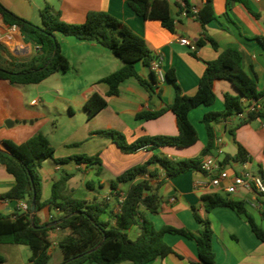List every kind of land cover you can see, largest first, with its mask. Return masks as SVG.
Listing matches in <instances>:
<instances>
[{
	"label": "crops",
	"instance_id": "obj_1",
	"mask_svg": "<svg viewBox=\"0 0 264 264\" xmlns=\"http://www.w3.org/2000/svg\"><path fill=\"white\" fill-rule=\"evenodd\" d=\"M168 1L174 19L173 31L164 28L159 21L136 15L129 7V0H0L14 14L34 24L38 22L40 24L39 10L46 3L53 12L60 14L64 22L72 24L83 23L90 11L108 12L141 36L151 54L161 59L160 68L163 78L158 77L157 88L153 91L146 89L136 78L130 77L120 83L117 95L108 96L106 95L108 87L100 82V79L120 68L121 61L95 42L57 34L61 52L71 67L68 72H74V77L84 75L86 78L84 88L78 94L75 93L65 99L69 116L75 115L74 106L83 107V121L73 135L59 139L57 142L53 141L46 131L47 125L52 120L50 116L52 102L48 97L54 91L59 93L63 90V86L51 88L49 85H42L47 78L61 72H56L37 84L23 86H15L7 80L0 79V149L6 151L3 144L5 140L22 143L41 131L54 147V158L73 155H98L100 158V169L97 165L87 166L73 161L57 164L52 159L45 160L38 170L41 177L42 201L50 197L52 184L61 176L68 175L64 192L66 195L87 202L108 197V211L114 213L117 208V194H124L126 185H119L116 190H111L110 181L126 170L143 164L153 154L166 155L174 161L191 158L202 160L206 155L215 154L214 147L207 153H202L208 144V135L202 117L207 112L223 111L224 93L239 95L237 89L227 80L214 82L215 101L212 105H200L189 111L188 119L197 133V141L189 147H143L133 153H123L111 138L96 133L114 130L122 133L128 143L143 136L177 135L175 115L172 111H166L151 120L135 117L138 112L159 110L165 104L174 101L175 89L165 78L167 71H173L183 94L193 96L206 63L215 60L226 49L236 48L242 53L244 71L255 77L257 89H264V48L255 39V37H264V0H245L248 6L236 1L231 3L227 14L226 0H212L216 17L205 25H202L198 19L197 12L205 5L206 0H188L189 14L179 11L175 5L176 2L180 3V0ZM180 38H187L196 49L191 51L187 46L181 45ZM207 38L212 39L216 46L214 47ZM0 43L15 60H27L38 50V46L26 41L19 30L13 32L10 26L2 21L1 16ZM136 69L140 76L146 80L150 79L148 69L141 62L137 63ZM93 92L104 96L107 105L88 118L84 103ZM237 123L235 118L227 117L211 124L213 135L220 136L223 140L221 158L234 157L238 143L252 158L248 162L250 168L260 174V171H264V118H258L239 127ZM230 129H235L234 136L229 133ZM70 145L73 148H69ZM226 163L228 168L241 169L240 163L232 159H228ZM150 168L154 169L156 166ZM157 169L159 178H163L164 171L159 167ZM77 173L81 177H78ZM206 181L205 174L200 171H188L167 179L159 188L161 196L159 213H146V218L156 229L169 225L197 231L201 226L194 218L192 208H195L200 217L210 222L213 264H264V241L255 236L246 219L228 207H215L206 211L201 200L203 194L216 193L228 199L243 201L254 221L264 229V194L255 196L250 191L240 189L235 194L226 196L197 185ZM14 183L13 176L0 164V213L2 214L13 213L20 203V201L14 203V200L1 198V195L13 187ZM59 214L57 209L48 205L35 212L40 225L51 223V219ZM101 219L114 222L108 213H103ZM127 234L129 238L135 239L138 235L137 226L128 229ZM60 236L61 232L58 229L51 233L52 245L48 251L50 254L48 264H59L62 261V254L57 246ZM163 240L174 253L158 257L146 264L198 262L194 241L172 234H165ZM0 255L3 257L0 264H27L30 249L26 245L0 243Z\"/></svg>",
	"mask_w": 264,
	"mask_h": 264
},
{
	"label": "trees",
	"instance_id": "obj_2",
	"mask_svg": "<svg viewBox=\"0 0 264 264\" xmlns=\"http://www.w3.org/2000/svg\"><path fill=\"white\" fill-rule=\"evenodd\" d=\"M236 1L248 6L245 0H226V14L231 3ZM128 4L136 15L159 21L167 30H174V19L170 13L168 0H129ZM175 5L179 11L190 13L188 0H180V3L176 2ZM0 16L6 25H16L26 41L38 46V50L31 58L21 61L11 58L6 47L0 43L1 80H7L15 86H23L37 84L56 72H68L71 67L61 52L57 39V34H60L95 42L121 61L120 68L100 79V82L108 87L106 95H117L120 83L130 77L136 78L150 91L157 88L158 76L151 70V63L155 57L147 48L145 40L108 12L90 11L83 23L72 24L64 22L60 14L53 12L50 5L46 3L39 10L40 25H37L14 14L0 2ZM197 17L202 25L216 17L212 0H206L205 5L197 12ZM255 39L264 48V37H255ZM209 41L214 47L216 46L212 39ZM139 62L148 69L149 80L137 72L136 65ZM165 78L175 89L174 101L171 104H165L159 110L138 112L135 117L151 120L158 118L166 111H172L175 115L177 135L143 136L128 143L122 133L114 130L96 133L111 138L123 153H133L143 147H189L197 141V133L188 119V113L197 106H210L214 103L213 84L216 80L230 81L239 95L224 93L223 111H211L203 115L202 123L208 135V144L203 154L213 147L214 135L211 126L213 122L235 117L253 102L258 107L248 112L245 118L236 119L237 126L264 118V89H257L255 77H251L244 71L242 53L236 48H228L215 60L206 63L193 96L181 92L173 71H167ZM106 105L105 97L93 92L85 101L84 110L87 117L91 118ZM234 130H229L232 136H234ZM3 144L7 150L0 149V164L13 176L15 183L1 195V198L24 201L27 204V210L21 211L15 208L11 214L0 213V243L28 246L30 256L27 264H48L50 259L48 251L52 245L51 233L55 229L61 232L57 242L62 254V261L59 264H146L158 257L174 253L163 240L165 234L179 235L195 242L198 262L192 264H213L210 222L200 217L195 208H192L193 215L201 226L197 231L169 225L156 229L145 215L159 213L161 203L159 188L167 179L188 171L203 172L200 159L174 161L166 155L153 154L143 164L126 170L110 181L111 190H116L119 185H126L119 211L113 213L108 211L109 204L105 199L87 202L66 195L64 192L68 175H63L55 181L51 186L50 197L45 201L41 200V177L38 170L45 160L52 159L57 164L73 161L87 166L97 165L100 169L101 161L98 155L54 158V147L41 131L22 143L5 140ZM228 159L241 163L251 161L252 158L237 143V152L234 157L224 156L223 162H227ZM151 166L156 168L151 169ZM157 167L164 171L163 178H159ZM260 175L264 177V171H260ZM33 200L35 212L45 205L60 212L58 216L51 219L55 225L45 224L46 227H44L45 225L39 224L35 214L31 217ZM201 200L206 211L215 207L233 209L246 219L255 236L264 241V229L257 225L243 201L228 199L216 193L203 194ZM103 213H108L114 222L101 219ZM133 226L138 228L135 239L129 238L127 234V230ZM2 261L3 257L0 255V262Z\"/></svg>",
	"mask_w": 264,
	"mask_h": 264
},
{
	"label": "built area",
	"instance_id": "obj_3",
	"mask_svg": "<svg viewBox=\"0 0 264 264\" xmlns=\"http://www.w3.org/2000/svg\"><path fill=\"white\" fill-rule=\"evenodd\" d=\"M259 1V0H254ZM13 32H17L19 29L16 25L10 26ZM179 43L187 46L191 51L196 49V46L191 43L187 38H180ZM161 59L155 56L151 63V70H153L159 78H163V73L160 68ZM258 105L256 103L249 104L241 113L236 115L235 119H243L246 114ZM213 147L215 154L206 155L201 160V168L205 174L207 181L205 183H198V186H204L212 192H220L226 196L235 194L240 189L252 192L255 196L264 194V177L259 173L254 172L248 162H241V169L236 170L234 167L228 168L226 162H223V140L220 136H214ZM124 194L117 195V208L114 213L119 211V204L123 201ZM108 197L105 198L107 201ZM19 210H27V204L24 201H20L18 207Z\"/></svg>",
	"mask_w": 264,
	"mask_h": 264
},
{
	"label": "rangeland",
	"instance_id": "obj_4",
	"mask_svg": "<svg viewBox=\"0 0 264 264\" xmlns=\"http://www.w3.org/2000/svg\"><path fill=\"white\" fill-rule=\"evenodd\" d=\"M37 25H40L39 22ZM56 76V77H55ZM85 76L74 77V72H68L66 74L58 73L47 78L43 83L46 86L53 88L58 85L63 86V90L59 93L52 92L49 95V101L52 103L50 116L52 118L51 122L47 125V133L50 135L53 141H58L59 139L67 138L70 135H73L77 131L78 126L83 121V107L74 106V116H69L68 108L65 106V99L67 97H72L73 94H78L85 86ZM44 88V87H41ZM69 148H73L72 145ZM78 177H81L77 173ZM79 197V195H77ZM59 250V249H58ZM60 251V250H59Z\"/></svg>",
	"mask_w": 264,
	"mask_h": 264
},
{
	"label": "water",
	"instance_id": "obj_5",
	"mask_svg": "<svg viewBox=\"0 0 264 264\" xmlns=\"http://www.w3.org/2000/svg\"><path fill=\"white\" fill-rule=\"evenodd\" d=\"M6 124H7V122H6ZM5 149L7 150L6 146H5ZM14 203H15V201H14ZM34 214H35V202L33 200L32 203H31V213H30L31 217H33ZM48 225H52L53 226V225H55V222H51ZM44 227H46V226H44Z\"/></svg>",
	"mask_w": 264,
	"mask_h": 264
}]
</instances>
